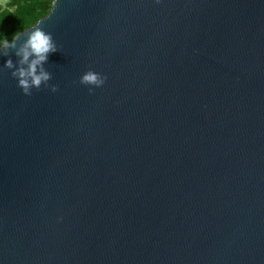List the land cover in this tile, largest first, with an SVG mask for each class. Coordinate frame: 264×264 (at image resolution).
<instances>
[{
	"label": "water",
	"instance_id": "water-1",
	"mask_svg": "<svg viewBox=\"0 0 264 264\" xmlns=\"http://www.w3.org/2000/svg\"><path fill=\"white\" fill-rule=\"evenodd\" d=\"M36 26L58 91L0 55V264H264V0H52Z\"/></svg>",
	"mask_w": 264,
	"mask_h": 264
},
{
	"label": "clouds",
	"instance_id": "clouds-1",
	"mask_svg": "<svg viewBox=\"0 0 264 264\" xmlns=\"http://www.w3.org/2000/svg\"><path fill=\"white\" fill-rule=\"evenodd\" d=\"M22 35L25 36V40L17 47L16 42ZM9 49L13 50L17 61L14 64L10 58L5 60L4 68L17 81V87L22 90L23 95L31 96L33 89L39 91L42 86L50 87L53 93L58 91L56 86L49 85L52 77L44 67L49 55L58 51L50 33H46L39 26H36L22 33L14 34L11 40L6 37L0 38V55L7 56ZM105 81L106 77L89 70L83 74L79 83L84 86H89L91 92L93 87H102Z\"/></svg>",
	"mask_w": 264,
	"mask_h": 264
},
{
	"label": "trees",
	"instance_id": "trees-1",
	"mask_svg": "<svg viewBox=\"0 0 264 264\" xmlns=\"http://www.w3.org/2000/svg\"><path fill=\"white\" fill-rule=\"evenodd\" d=\"M52 0H0V38L11 40L44 17Z\"/></svg>",
	"mask_w": 264,
	"mask_h": 264
}]
</instances>
